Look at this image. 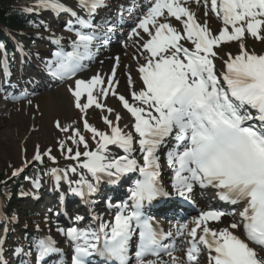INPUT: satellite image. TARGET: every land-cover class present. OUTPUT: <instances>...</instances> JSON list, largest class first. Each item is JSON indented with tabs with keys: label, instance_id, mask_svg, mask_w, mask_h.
I'll return each mask as SVG.
<instances>
[{
	"label": "snow or ice",
	"instance_id": "1",
	"mask_svg": "<svg viewBox=\"0 0 264 264\" xmlns=\"http://www.w3.org/2000/svg\"><path fill=\"white\" fill-rule=\"evenodd\" d=\"M190 3L202 6L205 17L211 12L221 21V29L214 34L208 20H199ZM78 4L87 11L88 19L60 0H40L41 7L69 13L81 29H92L91 16L105 0H78ZM68 30L75 31L77 38L72 42V51L65 52L61 47L48 65L51 75L61 80L76 77L84 67L83 61L93 58L98 40L95 31L74 30L71 23ZM246 34L264 41V0H150L130 37L139 38L145 59L138 68L142 86L131 92L139 106L118 95L115 70L106 87H102L106 82L98 75L90 80H74L70 91L75 106L85 115L92 106L111 114L114 109L99 102L111 94L118 96L134 124L133 131L125 132L119 126V114L115 120L105 115L109 135L85 119V129L93 139L99 138L96 151L87 150L79 130L70 139L77 147L82 144L84 152L73 154L72 148L61 145L68 159L85 158L79 167L91 177L82 174L74 188L68 181L72 194L92 196L105 177L110 183L128 173H139L140 178L130 189L131 205H117L113 221L101 220L96 230H61L75 242L72 264H92L88 257L93 255L104 257L105 264H129L130 241L136 229L135 264H185L174 255L173 244L162 243L172 233H164L145 215L146 207L171 196L160 181L162 149L173 169L172 187L177 196L190 201L194 187L199 185L219 189L220 199L241 206L238 218L227 227L208 225L226 215L222 210L201 211L191 228L187 223L179 226L177 234L190 238L186 264H199L202 251L207 264H264V54L246 47ZM233 41L238 42L239 51L235 55L226 52L225 59L217 49ZM4 47L0 43V49ZM217 59L224 64L219 72ZM96 89L98 95L94 94ZM82 98H86L83 104ZM110 145L124 154L110 156ZM137 151L142 161L135 157ZM35 159L41 160V156L37 153ZM20 171L17 169L13 175ZM70 171L75 174L77 168ZM51 175L59 181L67 178V171L61 175L54 169ZM34 243L40 260L60 251L48 237ZM161 253L170 259L163 260Z\"/></svg>",
	"mask_w": 264,
	"mask_h": 264
},
{
	"label": "rangeland",
	"instance_id": "2",
	"mask_svg": "<svg viewBox=\"0 0 264 264\" xmlns=\"http://www.w3.org/2000/svg\"><path fill=\"white\" fill-rule=\"evenodd\" d=\"M27 3V7H31L30 11L32 13L37 12L40 13L42 16V20L40 23L41 30L40 32H26L24 38L26 42L28 43H34V46L32 48H29V60L36 66V68L39 66L38 63V56L40 55V49H44V52L51 56L54 55L55 52H57V48L59 45H56L57 48L52 47L51 41L46 38L47 28L49 25L51 26H60V29L67 33V22L63 23H56L60 17H54L55 12L50 8H44L40 6V0H23ZM50 15V17H47ZM63 18L67 17V15L62 16ZM46 18H49V20H45ZM61 21V20H59ZM246 44L250 46L252 49H255V52H258L259 54H264V41H259L254 38H252L250 35L246 34ZM67 45L68 43H64ZM234 43H231L228 46H223L220 52L222 55H224V58H226L225 53L228 49V47L232 46ZM23 47H26L24 45ZM27 48V47H26ZM250 49V48H249ZM2 56L3 59L0 62V171L8 170V172L16 171L18 168L23 166L24 164L31 161V158L35 157L36 151L41 156V160L43 162L50 160L54 164L55 168H58L62 172V175L65 171H67V177L71 179L73 182L72 186L75 187V181H77L78 172L83 174V169L79 167V163H81L84 159V157H81L80 161L68 159V153L66 150H62L61 145L63 144L65 146V149L70 147L73 149V154L75 151L79 150L82 152L81 147L82 144L79 145V147H73V141L70 139V137H73L75 135V132L73 130L72 124L73 121L77 118V116L82 117L80 120L81 127H84V121L87 119L88 124L90 125L93 123L95 125V128L101 127L102 129L100 131L107 132L109 135L111 134V129L108 125L104 123L103 117L105 115H109V119L115 120V117L117 114L121 116V120L119 121L120 128L125 132L132 131L130 121L128 120V117L125 113V108L122 106V103L119 101L118 96H113L109 94L107 98H100L99 102L103 105H105L107 108H112L114 111L111 114H108L106 111L97 109L95 106H92L91 108L87 109V114L81 112L80 109H78L75 106V98L73 95L70 96L72 102L70 105L64 107L62 111H58L55 115H52L49 119V121H45L44 112H40L39 105H33L31 103H23L20 106H14L12 103L16 102L17 99L15 95H20L25 88H28L31 81H30V75L26 74L27 69H20L18 71V75H16L11 81L6 80V76H10L12 72H9V74L6 75L7 65H6V55L4 51L2 50ZM18 59V57H17ZM55 57L50 59V61H54ZM145 60V59H144ZM222 64L223 61L221 60ZM20 61L16 60L13 62V66L18 67ZM143 63V61L141 62ZM137 65V64H136ZM24 68V67H21ZM138 66H131L130 69H128V72L126 74L122 75V80L118 81V84H115V90L118 93V90H123L125 93V97L127 99H131V88L134 86V84H129V77H131L132 83L138 82V79L136 77V70ZM101 68L96 69L95 71H100ZM94 72V71H93ZM20 74H23V76H20ZM128 74V75H127ZM6 75V76H5ZM33 77V76H32ZM89 80V78H88ZM109 81V80H108ZM107 80H105L107 85ZM8 85H12L11 87ZM32 85V84H31ZM106 85L104 87H106ZM68 88V83L66 82H58L54 86H49L47 89H41L40 92L37 93V96L42 94L45 91H61ZM95 95L99 94V89H96L94 91ZM86 98L81 99V103H85ZM35 111L34 114H28V111ZM17 120L23 121L24 119L31 118L35 119V117H38V123L30 129L32 133L38 134L40 136L41 128L45 127V130L47 131L46 135L47 138L43 142V145L37 144L35 148L33 149L31 145L26 143V141L23 143V148L19 151L17 149L16 152L19 151L20 153V161L16 159L14 156L16 146L9 147L8 155L2 153L3 148L6 147L5 142V129L8 126V124L13 120V118H16ZM95 119V120H94ZM84 120V121H83ZM96 121V122H95ZM59 124V127L57 126ZM80 124L78 127H80ZM62 129H68V131H64ZM41 133V134H40ZM83 135V134H81ZM84 136V135H83ZM85 137V136H84ZM93 137V136H92ZM7 138V137H6ZM70 144V145H69ZM72 144V145H71ZM48 147H50L48 149ZM98 145L95 147V150L97 149ZM122 150L119 148L111 147L109 148V155L114 156L117 153H120ZM163 153V152H162ZM161 153V154H162ZM136 158H140L141 154H137L135 156ZM54 158V159H53ZM162 158V157H161ZM164 158V160H163ZM161 159L162 165L164 167L165 171V180L166 184L170 186L171 189H173V180L171 178L173 174V169L169 166L166 155L164 153V156ZM41 160H37L40 162ZM72 167L77 168V172L74 174L70 171ZM49 170V169H48ZM84 176L91 179L90 175L88 173L83 174ZM53 176L46 174L43 183H39V187L42 188L44 186H47L52 182ZM94 182V180L92 181ZM29 184V188H30ZM29 195L32 196V198H29ZM42 195V194H40ZM38 197V196H37ZM34 198L33 193L29 189L28 193L23 196L22 201L18 203L17 209L19 210L17 218V222L13 223V226L11 228V239L13 241L20 240L21 245H26L30 247H34L35 243L34 241L39 239L40 237H43L46 233V225H50L51 227H57L55 225V217L52 216V222H48L45 220V217L43 216L46 211H49L52 206H48L47 210L41 209V206L34 205ZM48 213V212H47ZM49 218V217H48ZM44 225L43 228H41ZM26 240V241H24Z\"/></svg>",
	"mask_w": 264,
	"mask_h": 264
},
{
	"label": "bare ground",
	"instance_id": "3",
	"mask_svg": "<svg viewBox=\"0 0 264 264\" xmlns=\"http://www.w3.org/2000/svg\"><path fill=\"white\" fill-rule=\"evenodd\" d=\"M137 1L138 0H109L108 4H109L110 8H117L118 13H123V12L127 13L128 12L126 10L127 7L129 9H132V10L134 9L133 10L134 12L138 11L136 13L137 18H138L140 12L144 8H145V12H146V10L149 6L150 0H143V2L140 4ZM137 4H138V6H137ZM64 5L68 8H71L73 11H75L78 16L85 18V19L89 18L87 15H85L84 13H82L80 11L77 3H75L73 5H69V4H64ZM115 6H117V7H115ZM188 6L191 8L192 11H194L196 13L197 18L199 20H201V21L204 19L208 20L209 27L213 30L214 34L217 33L221 29V27H222L221 21L216 19L215 16L211 12H209V15L207 17H205L204 16V8L202 6H197L195 3H190ZM115 16H116V18H114ZM75 19H76V17H75ZM117 19H118V15L111 13L110 16L108 17V20H104V22L108 23V21H109V23H111L112 21H115ZM173 23L178 24V22H175L174 19H173ZM81 30L86 32L85 29H81ZM141 32H142V30H141ZM120 34H122L124 36L129 35L131 37V29H129V27H127L125 33L123 32ZM143 35L146 36L147 34H143ZM48 36H50L54 40H59L60 42H65V41H69V42L72 41L73 42L75 39H77L76 36L72 35L71 33L59 32L58 29H56L55 27H51L49 29ZM182 43H184V42L182 41ZM101 44L102 43L100 42V39H98L96 41L94 49H93L94 56L91 59L89 64H87L88 60L83 61V64H84L83 68L89 67L92 62H98L99 61V63H97V65L92 67V69L95 70V69L101 68V70L100 71H94V72H93V70H91L92 78L94 76L98 75L103 80L104 79L109 80L112 76L113 70H115V73H116L115 77H118V80L120 81L123 79L122 75L127 73L128 67L130 69L131 66H138L139 62H142L144 60V54H143V52L140 53V50H139L140 41H139V38H137V37H136V40L134 37L129 38L128 43L126 45L121 44L120 40L117 41V44H121V48L124 49V58L121 56H117L119 54L114 55L112 58H110L109 55H105L104 54L105 48ZM112 50L113 49L111 48V50L109 52H111ZM70 51H72V49ZM238 51H239L238 43H236L232 48L228 49L227 52H231L233 55H235L238 53ZM117 58L119 61L118 66H117ZM84 70L85 69H82L80 72H78L77 78H75V79H85L86 80V78H85L86 75H85V73H83ZM137 77L140 79V74L138 71H137ZM75 79L73 78L70 81H66V82H68V85H69L68 88L61 90V91H45L42 94L38 95L33 100V102L38 103V105L40 107L39 111L44 112V117H45L46 122L49 121V119L52 115H55L58 111H62V109L64 107L71 104L72 100H71L70 96L72 95V93L70 91V87H74V80ZM140 83L138 82V84L134 87L135 90L140 89V87L142 86ZM118 92L120 93L119 95L125 96L126 92H123V90H119ZM24 100L26 101L27 99H24ZM128 100H129V102L131 101V99H128ZM134 103H136L138 105V102L135 101ZM16 105H17V103H16ZM31 110H33V109H31ZM29 113L34 114L35 111L29 110L28 114ZM37 123H38V117L37 118L35 117L34 120L29 117L27 119H24L23 121L17 120V117L13 118V120L8 124V126L5 129L4 134H5L6 147L3 148L4 150L2 153L8 155L9 147L11 148V146H16L14 156L16 157V159L18 161H20L19 151L21 150V148H23V143L25 141H26V143L31 145L33 149L35 148V146H37V144H40V147H41V145H43V142L47 138V135H46L47 131L45 130V127H44V128H41L42 134L40 133L41 134L40 136H38V134L32 133L30 131V129L32 127H34ZM17 149L19 150L18 152H16ZM194 195L199 202V208H201L202 206H204L206 204L204 199L202 198V196L199 194L198 191H196ZM85 209L86 210L89 209L92 216H98L99 220L100 221L102 220L104 222L113 221L114 215L117 214V209H116V211L113 212V216H110L111 211H109V210L105 211V210L101 209L99 207V203H91L90 205H88V207H85ZM72 218H73L72 219L73 222H72V226L70 228L82 227L81 224L79 223L80 219H77V217H74V216H72ZM237 218L238 217H236V215H234V216L229 215V216L222 217L219 222H214L213 226H211L209 224L208 225H209V227H212V228H223V227H227L230 223H232ZM194 220L195 219H192L190 223H187L190 228L193 226L192 222ZM168 232H170V231L168 230ZM172 235H173V237L171 240H174L178 237L177 233L173 232ZM44 237L51 238L53 241H55L56 247L62 248L63 260L60 262L61 264H72V261L69 259V256H68V251L66 249L67 245H66L64 239L62 238L63 237V231H61V229L51 230V231L48 230V231H46V234ZM180 237L185 242V245L182 246L181 242L179 241L178 247L175 249L174 255H176L180 259L184 260L185 264H186V249L189 247L190 238L187 237L186 234L180 235ZM203 257L206 259V253ZM169 259L170 258L167 256L164 260L168 261ZM134 260L136 262V258ZM135 262H134V264H135ZM206 262H207V259H206Z\"/></svg>",
	"mask_w": 264,
	"mask_h": 264
},
{
	"label": "trees",
	"instance_id": "4",
	"mask_svg": "<svg viewBox=\"0 0 264 264\" xmlns=\"http://www.w3.org/2000/svg\"><path fill=\"white\" fill-rule=\"evenodd\" d=\"M15 2L14 0H0V26L10 27L12 29L29 27L23 10L12 6ZM1 33L0 29V34ZM6 175V171H0V181H2ZM19 184L20 180L18 179L12 183L6 184L2 190L6 192L14 191L19 187Z\"/></svg>",
	"mask_w": 264,
	"mask_h": 264
}]
</instances>
